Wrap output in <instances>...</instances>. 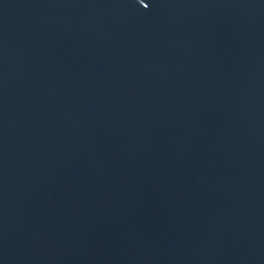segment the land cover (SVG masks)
Instances as JSON below:
<instances>
[{"label":"water","instance_id":"obj_1","mask_svg":"<svg viewBox=\"0 0 264 264\" xmlns=\"http://www.w3.org/2000/svg\"><path fill=\"white\" fill-rule=\"evenodd\" d=\"M0 264H264V0H0Z\"/></svg>","mask_w":264,"mask_h":264}]
</instances>
